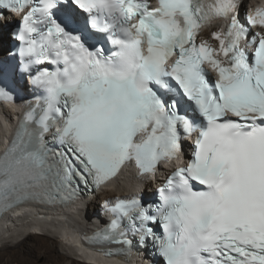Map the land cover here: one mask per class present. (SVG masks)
Returning <instances> with one entry per match:
<instances>
[{
	"label": "snow or ice",
	"instance_id": "obj_1",
	"mask_svg": "<svg viewBox=\"0 0 264 264\" xmlns=\"http://www.w3.org/2000/svg\"><path fill=\"white\" fill-rule=\"evenodd\" d=\"M58 5L73 31L53 17ZM240 7L239 0H158L155 7L150 0H0V8L22 14L14 34L21 68L43 92L0 154V213L71 205L132 161L142 175L154 174L178 160L182 139L195 134L192 158L158 189L154 214L136 198L117 200L110 225L81 239L106 257L127 258L132 241L120 227L127 219L164 264H264V8L241 19ZM218 17L230 20L213 33L219 48L197 43L202 24ZM45 63L55 69L33 73ZM11 71L0 64V75ZM12 99L0 88V101Z\"/></svg>",
	"mask_w": 264,
	"mask_h": 264
},
{
	"label": "bare ground",
	"instance_id": "obj_2",
	"mask_svg": "<svg viewBox=\"0 0 264 264\" xmlns=\"http://www.w3.org/2000/svg\"><path fill=\"white\" fill-rule=\"evenodd\" d=\"M241 3L244 9H248L250 5L255 4V0H242ZM6 27L5 23L0 24V55L6 50L5 47L10 41V36L4 32ZM211 35L210 32L205 31L201 36L212 43ZM21 104V100L8 103L6 107L0 104V154L5 150L7 134L13 127L9 119L20 110ZM157 180V177L148 180L146 175L139 176L123 168L118 175V180H112L111 186L108 184L104 191L93 196L87 203L88 208L84 211H81L78 208L79 204L76 203L59 209H48L47 213L28 204L5 212L0 218V264H85L74 260L73 256L71 257V254L69 255L66 251L95 261V264H119L112 259H99L82 250L76 243L75 232L94 228L92 215L98 213L99 205L104 200L115 203V200L125 192L141 193V188L145 189L142 193L146 194L147 189H152V183H156ZM4 233L13 235L8 236L7 240L1 244L2 235L5 237ZM84 235L88 236V234ZM21 237L23 238L19 240ZM62 240L70 246L64 245ZM59 247H62L64 254L60 253L62 251L59 252Z\"/></svg>",
	"mask_w": 264,
	"mask_h": 264
},
{
	"label": "rangeland",
	"instance_id": "obj_3",
	"mask_svg": "<svg viewBox=\"0 0 264 264\" xmlns=\"http://www.w3.org/2000/svg\"><path fill=\"white\" fill-rule=\"evenodd\" d=\"M247 1H251V0H247ZM243 6H244V4H243ZM91 199H89V201H90ZM10 235H13V234H9V233H4V236L5 237H3V235H2V242H1V244H3V242L5 241V240H7V238H8V236H10ZM58 247V246H57ZM62 248V247H61ZM60 247H59V252L60 251H62V249H61ZM61 249V250H60ZM67 253H69V255L71 254V257L75 260V254L74 253H70V251L68 252V251H66ZM60 253H63L64 254V252L62 251V252H60Z\"/></svg>",
	"mask_w": 264,
	"mask_h": 264
}]
</instances>
